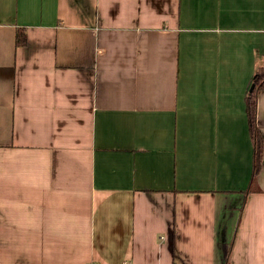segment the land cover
Returning a JSON list of instances; mask_svg holds the SVG:
<instances>
[{
  "label": "crops",
  "instance_id": "obj_1",
  "mask_svg": "<svg viewBox=\"0 0 264 264\" xmlns=\"http://www.w3.org/2000/svg\"><path fill=\"white\" fill-rule=\"evenodd\" d=\"M263 65L264 0H0V264H264Z\"/></svg>",
  "mask_w": 264,
  "mask_h": 264
},
{
  "label": "trees",
  "instance_id": "obj_2",
  "mask_svg": "<svg viewBox=\"0 0 264 264\" xmlns=\"http://www.w3.org/2000/svg\"><path fill=\"white\" fill-rule=\"evenodd\" d=\"M15 46L24 47L27 44L25 29L15 30ZM252 89L248 91L245 98V111L250 136L253 140L252 168L249 186L255 182L262 170L264 158V140L257 128V103L260 94L264 91V65L259 67L251 81ZM250 191L246 190L248 193ZM242 210L240 211L241 214ZM231 246L225 250L224 264H230Z\"/></svg>",
  "mask_w": 264,
  "mask_h": 264
},
{
  "label": "water",
  "instance_id": "obj_3",
  "mask_svg": "<svg viewBox=\"0 0 264 264\" xmlns=\"http://www.w3.org/2000/svg\"><path fill=\"white\" fill-rule=\"evenodd\" d=\"M252 87H253V86H250V89H249V90H251V89H252Z\"/></svg>",
  "mask_w": 264,
  "mask_h": 264
},
{
  "label": "built area",
  "instance_id": "obj_4",
  "mask_svg": "<svg viewBox=\"0 0 264 264\" xmlns=\"http://www.w3.org/2000/svg\"><path fill=\"white\" fill-rule=\"evenodd\" d=\"M93 264V263H92Z\"/></svg>",
  "mask_w": 264,
  "mask_h": 264
}]
</instances>
